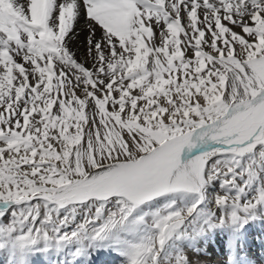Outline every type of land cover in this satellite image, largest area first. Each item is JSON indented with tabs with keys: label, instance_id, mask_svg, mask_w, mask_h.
Wrapping results in <instances>:
<instances>
[{
	"label": "snow or ice",
	"instance_id": "6c2138e0",
	"mask_svg": "<svg viewBox=\"0 0 264 264\" xmlns=\"http://www.w3.org/2000/svg\"><path fill=\"white\" fill-rule=\"evenodd\" d=\"M261 170L264 0H0V249L21 264H206L198 239L264 210Z\"/></svg>",
	"mask_w": 264,
	"mask_h": 264
},
{
	"label": "bare ground",
	"instance_id": "6f19581e",
	"mask_svg": "<svg viewBox=\"0 0 264 264\" xmlns=\"http://www.w3.org/2000/svg\"><path fill=\"white\" fill-rule=\"evenodd\" d=\"M82 20L84 19H80L79 27L77 29V31H79V36L74 41L78 52L83 50L82 47L87 37V28ZM216 159H218V157H214L210 160L209 164L211 165L214 163ZM260 180L264 181V170L260 171ZM216 190V185L210 189L212 192H215ZM250 223L249 225L253 224V227L255 228L250 232L247 227L243 226V228L237 232L239 236L237 239L238 243L234 246L231 242L235 240L233 237L236 232L235 230H231L230 227L235 229V226L218 228L215 229L216 231H211L207 235L202 236L194 245L200 253L197 255L201 256L206 261V264H228L230 256L235 258L233 264H240L239 261L242 259L248 260V262L252 260L253 264H264V210H262L258 217L252 221V224ZM220 229L225 235V238L222 237L221 242H218L216 237L218 234L217 231ZM94 253L98 255V259L97 261L95 260V263L88 257H81L76 263L121 264L123 259L117 251L112 249H109V251H107V249L100 250V252L93 251L91 254ZM0 254L4 256L3 259L0 258V264H21V258L19 261H16L15 258H13L16 252L11 248L6 247L0 249ZM29 259L28 264H48L49 261V264H67L65 255L63 253H58L55 250L46 253L38 252L31 255Z\"/></svg>",
	"mask_w": 264,
	"mask_h": 264
},
{
	"label": "rangeland",
	"instance_id": "374dc122",
	"mask_svg": "<svg viewBox=\"0 0 264 264\" xmlns=\"http://www.w3.org/2000/svg\"><path fill=\"white\" fill-rule=\"evenodd\" d=\"M82 22L85 24V20H82ZM85 27H86V26H85ZM252 221H254V220H252ZM252 221H251V223H250V222H249V223L252 224ZM249 223H247L248 225L245 224L244 226L247 227V228L250 230V232H251L255 227H253V226H254L253 224H252V225H249ZM256 224H257V223H256ZM235 227H236L235 229L232 228V227H230V229H231V230H235L236 233L239 232V230H240L241 228H240L239 226H235ZM225 228H227V227H225ZM228 228H229V227H228ZM217 229H218V228H217ZM222 230H223V229H222ZM215 231H216V230H215ZM217 233H218V234H217V237H216L217 239H216V240H217L218 242H221L222 237L225 238V235L223 234V232H221V229L218 230ZM236 241H237V242H236ZM237 243H238V240H237V239H235L234 241L231 242V244H232L233 246L236 245ZM209 244H210V243H209ZM107 251H109V249H107ZM95 252H96V251H95ZM97 252H100V250L97 251ZM197 254H200L199 251L197 252ZM3 257H4V256L0 254V258L3 259ZM13 258H15L16 261H19V260H20V257L17 255V253L14 255ZM28 259H29V258H28ZM90 259H91L92 262L95 263V262L97 261V259H98V255L95 254V253H94V254H91ZM29 260H30V259H29ZM95 260H96V261H95ZM239 262H240V264H250V263L253 264L252 260L249 261L250 263L248 262V260H244V259L240 260ZM2 263H3V262H2ZM49 263H50V261H49ZM49 263H48V264H49ZM76 264H80V263L78 262V263H76Z\"/></svg>",
	"mask_w": 264,
	"mask_h": 264
}]
</instances>
